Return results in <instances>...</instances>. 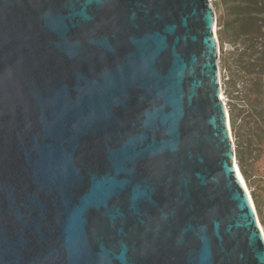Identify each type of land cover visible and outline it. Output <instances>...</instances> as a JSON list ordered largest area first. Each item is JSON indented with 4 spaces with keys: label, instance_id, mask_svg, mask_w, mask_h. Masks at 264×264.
Segmentation results:
<instances>
[{
    "label": "water",
    "instance_id": "1",
    "mask_svg": "<svg viewBox=\"0 0 264 264\" xmlns=\"http://www.w3.org/2000/svg\"><path fill=\"white\" fill-rule=\"evenodd\" d=\"M216 25L211 0H0V264H264Z\"/></svg>",
    "mask_w": 264,
    "mask_h": 264
},
{
    "label": "rangeland",
    "instance_id": "2",
    "mask_svg": "<svg viewBox=\"0 0 264 264\" xmlns=\"http://www.w3.org/2000/svg\"><path fill=\"white\" fill-rule=\"evenodd\" d=\"M215 1L223 0H211L217 16ZM219 13H222L225 18L223 26L216 25L222 91L229 111L234 141L231 112L236 122L241 124L246 144L244 163L249 173V180L245 178L244 180L255 205L258 220L264 230V133L261 134L264 129L259 126L260 120L264 119V99L258 93L254 83L257 77L256 72L246 73L242 70V60L238 52L234 51L231 42L235 38V29L232 25L233 15L226 9L225 3L221 4ZM221 31L222 39L219 36Z\"/></svg>",
    "mask_w": 264,
    "mask_h": 264
},
{
    "label": "trees",
    "instance_id": "3",
    "mask_svg": "<svg viewBox=\"0 0 264 264\" xmlns=\"http://www.w3.org/2000/svg\"><path fill=\"white\" fill-rule=\"evenodd\" d=\"M222 3H225L228 12L233 15L232 25L235 29V38L231 42L234 46V51L238 52L242 60L243 66L241 68L246 73L256 72L257 77L254 83L258 93L264 99V0L215 1L214 4L218 12L217 24L219 26L225 24L224 15L219 13ZM221 33L222 31L219 36L222 39ZM231 124L234 130L237 163L243 177L248 181L249 173L244 163L246 144L241 124L236 122L232 112ZM259 126L264 129L263 118L260 120ZM263 133L264 131H261V134Z\"/></svg>",
    "mask_w": 264,
    "mask_h": 264
},
{
    "label": "bare ground",
    "instance_id": "4",
    "mask_svg": "<svg viewBox=\"0 0 264 264\" xmlns=\"http://www.w3.org/2000/svg\"><path fill=\"white\" fill-rule=\"evenodd\" d=\"M215 30H216V26H215ZM215 33H216V32H215ZM217 43H218V40H217ZM218 45H219V43H218ZM218 48H219V46H218ZM221 97H222V99L224 100V102L226 103V101H225V97H224V95H223L222 92H221ZM227 120H228V119H227ZM228 126H229V128H230V123H229V121H228ZM237 169H238L239 174H240V176H241V179H242V181H243V183H244V186H245L246 191H247V193H248V196H249V198H250V200H251V203H252L253 206H255L254 203H253V200H252V198H251L250 192H249V190H248V188H247V185H246V183H245L244 177H243L241 171L239 170L238 166H237ZM260 225H261V224H260ZM261 227H262V226H261ZM262 229H263V227H262ZM263 232H264V230H263Z\"/></svg>",
    "mask_w": 264,
    "mask_h": 264
},
{
    "label": "built area",
    "instance_id": "5",
    "mask_svg": "<svg viewBox=\"0 0 264 264\" xmlns=\"http://www.w3.org/2000/svg\"><path fill=\"white\" fill-rule=\"evenodd\" d=\"M221 92L223 93V91L221 90Z\"/></svg>",
    "mask_w": 264,
    "mask_h": 264
}]
</instances>
